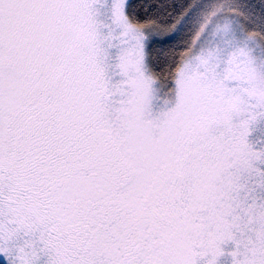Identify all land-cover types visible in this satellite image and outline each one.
<instances>
[{"label":"snow or ice","instance_id":"obj_1","mask_svg":"<svg viewBox=\"0 0 264 264\" xmlns=\"http://www.w3.org/2000/svg\"><path fill=\"white\" fill-rule=\"evenodd\" d=\"M0 264H264V0H0Z\"/></svg>","mask_w":264,"mask_h":264},{"label":"trees","instance_id":"obj_2","mask_svg":"<svg viewBox=\"0 0 264 264\" xmlns=\"http://www.w3.org/2000/svg\"><path fill=\"white\" fill-rule=\"evenodd\" d=\"M168 3H174L176 4L178 7H182L183 5H185L186 3L189 2V0H167ZM192 3H200V2H210V0H191Z\"/></svg>","mask_w":264,"mask_h":264}]
</instances>
